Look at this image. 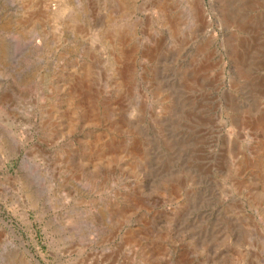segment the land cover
<instances>
[{
	"label": "rangeland",
	"instance_id": "rangeland-1",
	"mask_svg": "<svg viewBox=\"0 0 264 264\" xmlns=\"http://www.w3.org/2000/svg\"><path fill=\"white\" fill-rule=\"evenodd\" d=\"M0 264H264V0H0Z\"/></svg>",
	"mask_w": 264,
	"mask_h": 264
},
{
	"label": "bare ground",
	"instance_id": "bare-ground-1",
	"mask_svg": "<svg viewBox=\"0 0 264 264\" xmlns=\"http://www.w3.org/2000/svg\"><path fill=\"white\" fill-rule=\"evenodd\" d=\"M48 1V4L50 5V4H56V2H57V0L56 1H54V0H47ZM47 3V2H46ZM56 7V6H55Z\"/></svg>",
	"mask_w": 264,
	"mask_h": 264
},
{
	"label": "water",
	"instance_id": "water-1",
	"mask_svg": "<svg viewBox=\"0 0 264 264\" xmlns=\"http://www.w3.org/2000/svg\"><path fill=\"white\" fill-rule=\"evenodd\" d=\"M11 232H12V230H11Z\"/></svg>",
	"mask_w": 264,
	"mask_h": 264
}]
</instances>
